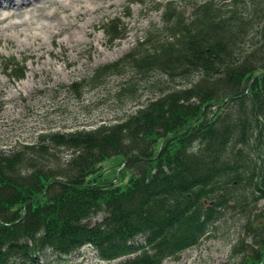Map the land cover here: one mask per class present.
Instances as JSON below:
<instances>
[{"label":"trees","instance_id":"trees-1","mask_svg":"<svg viewBox=\"0 0 264 264\" xmlns=\"http://www.w3.org/2000/svg\"><path fill=\"white\" fill-rule=\"evenodd\" d=\"M182 3L164 9L191 7V20L169 17L95 75L157 73L158 96L118 122L0 151V264H57L87 244L102 260L162 264L198 245L221 210L244 215L264 193V0ZM117 22L106 23L114 39ZM113 158L125 186L87 181Z\"/></svg>","mask_w":264,"mask_h":264},{"label":"rangeland","instance_id":"rangeland-1","mask_svg":"<svg viewBox=\"0 0 264 264\" xmlns=\"http://www.w3.org/2000/svg\"><path fill=\"white\" fill-rule=\"evenodd\" d=\"M57 1L61 0H36L33 9L24 11L0 8V15L7 12L12 16L8 23L0 24L2 152L9 153L19 145L35 144L39 135L48 132L90 130L101 124L118 122L158 96L159 87L153 86V82H163L167 78L157 73L142 74L126 66L121 72L95 81L96 72L124 61L129 53L137 50L139 42L146 40L149 32L162 30L164 23L170 21L169 17L191 20L194 12L183 5L178 9L173 7L172 14L167 12L164 8L170 0H81L72 6V0H62L70 2L62 5L64 8L58 7ZM175 1L181 4L183 0ZM54 10L58 14L48 19ZM57 18L65 20L66 29H61ZM114 19L124 32L117 39L108 35L106 26ZM74 84L80 85L73 87ZM132 85L134 87L129 88ZM161 144L159 142L156 152ZM122 167L123 158L109 159L87 181L107 178L125 186L130 174L121 179ZM244 189L237 187L235 192L241 196ZM103 219V215H99L92 218L91 223ZM261 225H264L262 192L256 195L254 205L249 204L248 211L246 207L244 215L221 210L220 219L198 245L183 251L177 258L165 259L162 264H256L264 260L263 244H259L261 239L256 237ZM138 241L145 243L143 239ZM237 253L241 258L235 257ZM44 257L42 264L47 262ZM59 258L57 264H120L125 259L103 261L90 244Z\"/></svg>","mask_w":264,"mask_h":264},{"label":"bare ground","instance_id":"bare-ground-1","mask_svg":"<svg viewBox=\"0 0 264 264\" xmlns=\"http://www.w3.org/2000/svg\"><path fill=\"white\" fill-rule=\"evenodd\" d=\"M35 1L36 0H0V8H3V7H6V8H12L13 10L14 9H16V10H18V11H20V10H22V11H24V10H26V9H30V8H32L34 5H35ZM55 1V0H54ZM71 1V0H70ZM68 2V1H67ZM64 2V1H57V5H58V7L59 6H61L62 7V5L64 6V4L65 5H67V4H70V2ZM76 2H80L81 3V0H72V2H71V6L74 4V3H76ZM82 2H84V1H82ZM42 3V2H41ZM54 3V2H53ZM80 3H79V6H80ZM90 6V5H89ZM66 7H69V6H66ZM82 7V6H81ZM38 8V7H37ZM62 8H64V7H62ZM33 9V8H32ZM95 9V8H94ZM102 9V8H101ZM10 10V9H9ZM92 10V9H91ZM11 11V10H10ZM9 11V12H10ZM36 11V10H35ZM58 11V10H57ZM64 11V10H63ZM76 11V10H75ZM27 12V11H26ZM25 12V13H26ZM30 12V11H29ZM38 12V11H37ZM42 12V11H41ZM51 12V11H50ZM54 12H55V10H54ZM86 11H84V13H85ZM2 13V12H1ZM24 13V14H25ZM48 14V12H45V14ZM53 13V12H52ZM80 13H81V11L80 12H78L77 14H76V16H78V15H80ZM89 13V12H88ZM88 13H87V15H88ZM32 14V13H31ZM58 14V12H55V13H53V15H50V16H48V19H50L51 20V18L52 17H56V15ZM70 14V13H69ZM73 15V14H72ZM82 15V14H81ZM10 16L11 15H9L7 12L6 13H2L1 15H0V24L1 23H3L4 24V22H7L9 19H10ZM14 16V15H13ZM34 16H35V14H34ZM43 16V15H42ZM61 16V15H60ZM70 16V15H69ZM84 16V15H83ZM83 16H82V18H83ZM12 17V16H11ZM36 17V16H35ZM34 17V18H35ZM68 17V16H67ZM30 18V17H29ZM38 18V17H37ZM28 19V18H27ZM53 19V18H52ZM58 20H59V24L62 26L61 27V29H66V28H64V25H65V20H63L62 18H57ZM68 19V18H67ZM72 19V18H71ZM34 20V19H33ZM70 20V19H69ZM78 20V19H77ZM81 20H85V19H81ZM28 21H30V20H28ZM27 21V22H28ZM53 21V20H52ZM67 21V20H66ZM25 22H26V20H25ZM47 22V21H46ZM58 22V21H57ZM73 22V21H72ZM71 22V23H72ZM84 22V21H83ZM8 23V22H7ZM21 23V22H20ZM53 23V22H52ZM56 23V22H55ZM76 23V22H75ZM82 23V22H81ZM42 24H44V23H42ZM49 24H51V22L49 23ZM74 24V23H73ZM83 24H85V23H83ZM82 24V25H83ZM23 25V24H22ZM28 25V24H27ZM56 25V24H55ZM58 25V24H57ZM60 25H59V27H60ZM68 25V24H67ZM5 26V25H4ZM11 26V25H10ZM14 26V25H13ZM20 26V25H19ZM43 26V25H42ZM46 26V25H45ZM50 26V25H49ZM54 26V25H53ZM66 26V25H65ZM88 26V25H87ZM3 27V26H2ZM22 27V26H21ZM44 27V26H43ZM71 27V26H70ZM79 27V26H78ZM13 28V27H12ZM18 28V27H17ZM52 28V27H51ZM72 28V27H71ZM77 28V27H76ZM85 28V27H84ZM3 29V28H2ZM19 29V28H18ZM44 29V28H43ZM47 29V28H46ZM49 29V28H48ZM67 29H68V27H67ZM70 29V28H69ZM80 29V28H79ZM52 30V29H51ZM56 30H58V29H56ZM55 30V31H56ZM1 31V30H0ZM20 31V30H19ZM22 31V30H21ZM67 31V30H66ZM25 32V31H24ZM52 32V31H51ZM65 33V32H64ZM19 34V33H18ZM23 34V33H22ZM26 34V33H25ZM62 34V33H61ZM27 35V34H26ZM36 36V35H35ZM90 36V35H89ZM1 37V36H0ZM54 37V36H53ZM39 40V39H38ZM82 41V40H81ZM85 43V42H84ZM80 44H82V43H80Z\"/></svg>","mask_w":264,"mask_h":264}]
</instances>
